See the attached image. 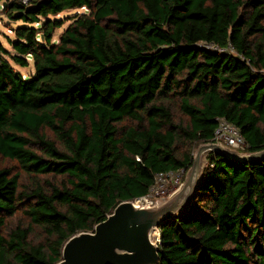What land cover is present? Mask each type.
Wrapping results in <instances>:
<instances>
[{"label": "trees", "instance_id": "trees-1", "mask_svg": "<svg viewBox=\"0 0 264 264\" xmlns=\"http://www.w3.org/2000/svg\"><path fill=\"white\" fill-rule=\"evenodd\" d=\"M82 8L53 42L55 17ZM2 14L23 24L0 44V264H59L154 174L187 171L218 118L264 149V0H6ZM158 234L159 264H264V161L208 155L191 208Z\"/></svg>", "mask_w": 264, "mask_h": 264}, {"label": "water", "instance_id": "water-1", "mask_svg": "<svg viewBox=\"0 0 264 264\" xmlns=\"http://www.w3.org/2000/svg\"><path fill=\"white\" fill-rule=\"evenodd\" d=\"M210 154L239 163L264 161V149L248 153L218 143L200 145L183 183L170 197L148 207L132 201L118 204L92 232L78 233L65 243L59 264H159L158 228L189 211Z\"/></svg>", "mask_w": 264, "mask_h": 264}, {"label": "built area", "instance_id": "built-area-1", "mask_svg": "<svg viewBox=\"0 0 264 264\" xmlns=\"http://www.w3.org/2000/svg\"><path fill=\"white\" fill-rule=\"evenodd\" d=\"M26 1L23 0V3H26ZM212 143H218L239 152H245L247 147L245 139L239 129L224 118L217 119V126L213 133ZM186 172L185 169H179L154 174L153 183L147 193L135 198L132 202L136 206L148 207L154 203L165 201L179 189Z\"/></svg>", "mask_w": 264, "mask_h": 264}, {"label": "rangeland", "instance_id": "rangeland-1", "mask_svg": "<svg viewBox=\"0 0 264 264\" xmlns=\"http://www.w3.org/2000/svg\"><path fill=\"white\" fill-rule=\"evenodd\" d=\"M5 1L6 0H0V44L7 51H12L11 47L8 44L7 39L8 38L14 39V34H13L12 30L14 28H16L17 26L22 25L23 23L21 21H10L9 19H7L2 14V6H3ZM86 11H87V9H85V8L78 9V10L77 9L76 10H66V11H63L60 15L56 16L55 18H57V19L59 18V19L63 20V25L61 28L54 31L53 42L58 41L59 35L71 23V20H69V19H71L75 14L84 13ZM28 63H29L28 67H25V68L16 67V69L22 74L23 78H25V77L27 78L28 76L32 75L34 72L33 64H32V61L30 59L28 60ZM200 145H202V144H198L194 147L193 154L195 153V151L197 150V148ZM0 164L6 165V162L0 160ZM206 165H207V158H206L205 166ZM48 179L51 180V178H48ZM24 180H25V178H24ZM56 180H58V178H56ZM14 223H15V221L12 222V224H14ZM9 226H11V225H9ZM38 238H35V239H38ZM154 238H156V234H155Z\"/></svg>", "mask_w": 264, "mask_h": 264}, {"label": "bare ground", "instance_id": "bare-ground-1", "mask_svg": "<svg viewBox=\"0 0 264 264\" xmlns=\"http://www.w3.org/2000/svg\"><path fill=\"white\" fill-rule=\"evenodd\" d=\"M155 239V238H154Z\"/></svg>", "mask_w": 264, "mask_h": 264}]
</instances>
